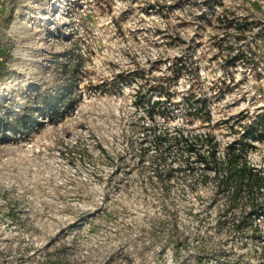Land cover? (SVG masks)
<instances>
[{
	"label": "rangeland",
	"instance_id": "1",
	"mask_svg": "<svg viewBox=\"0 0 264 264\" xmlns=\"http://www.w3.org/2000/svg\"><path fill=\"white\" fill-rule=\"evenodd\" d=\"M258 114L264 0H0V264H264V190L196 154L264 175Z\"/></svg>",
	"mask_w": 264,
	"mask_h": 264
},
{
	"label": "trees",
	"instance_id": "2",
	"mask_svg": "<svg viewBox=\"0 0 264 264\" xmlns=\"http://www.w3.org/2000/svg\"><path fill=\"white\" fill-rule=\"evenodd\" d=\"M242 54H235L233 60L235 61L236 59L239 60L241 59ZM182 64L178 66V70L176 71V76L181 75L182 73ZM162 88H164L162 86ZM163 97H166V99L170 100L172 98V93L167 91H162ZM188 101H191L188 99ZM146 102V99L142 100L141 104H144ZM156 102H154L155 104ZM159 103V102H157ZM146 107V105H144ZM57 106L49 107L48 109H45V115L51 117L53 115H56L58 113V108ZM195 108V113H201L204 109L205 106H194ZM162 113V112H161ZM34 120V117L28 118V117H21V114L17 116L15 126L17 129L20 131H24L28 125H30V122ZM204 120L210 121L211 120V115L209 112H207L206 117ZM4 123L1 121L0 122V127L3 126ZM245 135V138H250L253 141H264V114H258L254 120L247 125L245 131L243 132V135ZM159 138V136H158ZM184 139V137H183ZM207 142H210L213 145L212 150L208 152V155H202L201 153H198L196 151V154L198 155V159L205 165L207 166L208 163L212 162L214 166L212 168H215V173H217V170L223 171V176L222 178L219 179L218 186L221 192H226L229 191L231 192V202H234L240 192L243 190H248L249 192H260L261 190H264V175L260 173L257 168L251 166L246 158V156L243 154L242 149H245L244 146L250 145L252 147L254 144H251V142H248L244 139H235L231 143H229L225 150H224V160L221 161L220 163L217 161V156H216V142L214 141V137L206 136ZM191 149L195 150L194 146H191ZM220 165V166H219ZM219 166V167H218ZM250 207L252 210H250V213L256 215L262 212V209H260V203L259 201L255 200L254 197L250 196ZM248 213V215L250 214ZM244 218L240 221H238L237 226L241 227L244 225Z\"/></svg>",
	"mask_w": 264,
	"mask_h": 264
},
{
	"label": "built area",
	"instance_id": "3",
	"mask_svg": "<svg viewBox=\"0 0 264 264\" xmlns=\"http://www.w3.org/2000/svg\"><path fill=\"white\" fill-rule=\"evenodd\" d=\"M48 117H49V116L46 115L45 118H43V121H44V122H48ZM223 154H224V153H223Z\"/></svg>",
	"mask_w": 264,
	"mask_h": 264
}]
</instances>
